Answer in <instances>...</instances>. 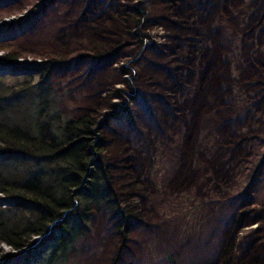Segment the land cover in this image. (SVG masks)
<instances>
[{"label": "rangeland", "instance_id": "374dc122", "mask_svg": "<svg viewBox=\"0 0 264 264\" xmlns=\"http://www.w3.org/2000/svg\"><path fill=\"white\" fill-rule=\"evenodd\" d=\"M8 55L61 62L57 105L107 120L104 160L128 197L126 247L96 207L63 264H264V0H0ZM28 252L1 244L0 264Z\"/></svg>", "mask_w": 264, "mask_h": 264}, {"label": "trees", "instance_id": "16d2710c", "mask_svg": "<svg viewBox=\"0 0 264 264\" xmlns=\"http://www.w3.org/2000/svg\"><path fill=\"white\" fill-rule=\"evenodd\" d=\"M133 9L141 25L144 11L139 4ZM0 64L41 77L36 83L32 74L11 81L0 77V194L14 200L0 206V245L27 247L30 254L19 264H63L90 232L93 210L105 206L125 246L132 213L104 160L101 133L107 120L91 112L76 117L61 112L49 83L61 62L29 65L8 55Z\"/></svg>", "mask_w": 264, "mask_h": 264}, {"label": "bare ground", "instance_id": "6f19581e", "mask_svg": "<svg viewBox=\"0 0 264 264\" xmlns=\"http://www.w3.org/2000/svg\"><path fill=\"white\" fill-rule=\"evenodd\" d=\"M2 66H3V64H0V70H7L8 68L13 69L12 66H10V65H6L7 66L6 69H2Z\"/></svg>", "mask_w": 264, "mask_h": 264}]
</instances>
